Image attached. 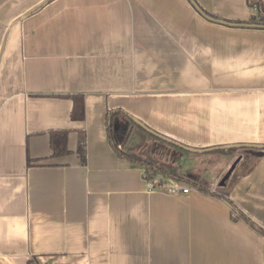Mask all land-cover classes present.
Listing matches in <instances>:
<instances>
[{
  "label": "crops",
  "instance_id": "crops-1",
  "mask_svg": "<svg viewBox=\"0 0 264 264\" xmlns=\"http://www.w3.org/2000/svg\"><path fill=\"white\" fill-rule=\"evenodd\" d=\"M117 110L189 147L264 145V28L189 0H0V264H264V148L153 175L190 189L171 194L112 149Z\"/></svg>",
  "mask_w": 264,
  "mask_h": 264
},
{
  "label": "trees",
  "instance_id": "trees-1",
  "mask_svg": "<svg viewBox=\"0 0 264 264\" xmlns=\"http://www.w3.org/2000/svg\"><path fill=\"white\" fill-rule=\"evenodd\" d=\"M197 4V3H196ZM249 4L251 6H255L257 9V17H251L248 21H231L228 19H222L216 15L205 12L200 8L201 12L206 14L215 20H223L228 23H234L236 25L245 24H256L264 26V11L260 5V3L256 0H249ZM140 127L134 121V117L128 114L125 111L117 110L113 112H108L106 116V131L108 141L115 151V153L121 158H125L132 162L139 163L143 167H145L147 172H151L152 175L162 174L164 177H172V178H182L178 177L172 171H165L161 166L154 165L151 161L144 159L141 155L133 152L131 149L135 148L134 144L136 140L140 138L137 134V128ZM141 128V127H140ZM67 130H54L49 132V146L52 151V156H61L69 153L67 148ZM152 135V134H151ZM157 137V136H156ZM159 138V137H158ZM124 145V148L121 146ZM81 150V148H80ZM219 150V149H216ZM226 152H232L233 148H229L227 150L221 149ZM186 176H190L189 173H185ZM230 203V201H228ZM231 204V203H230ZM232 211L237 213L240 217H243L246 221L250 223V220L244 216L243 214L238 213L236 208L232 206ZM252 224V223H250Z\"/></svg>",
  "mask_w": 264,
  "mask_h": 264
},
{
  "label": "rangeland",
  "instance_id": "rangeland-1",
  "mask_svg": "<svg viewBox=\"0 0 264 264\" xmlns=\"http://www.w3.org/2000/svg\"><path fill=\"white\" fill-rule=\"evenodd\" d=\"M137 134L140 136V138L136 140L135 143H133L135 148H132L131 150L141 155L142 158L147 159L148 161L151 162H156V164H160V163L165 164L166 168L164 169L162 167L165 171H171V169H173L172 166L174 165L175 167L181 168L183 171L188 170L187 172L184 173L192 172L191 174L195 175L197 178L201 180H203V177L204 179L206 178L203 175L204 174L203 168L205 164V162L203 161H204V157L206 156H203V154L209 155L210 151L201 153V152H190L186 150H178L179 148L173 146L172 144L154 135H151L150 133H148V131L140 127L137 128ZM136 146H138V148ZM241 148L243 149V147ZM244 149L248 150L250 148L248 149L244 148ZM174 150L179 152V154L181 153L182 155H184L185 159L180 160L178 158H175L176 157V156L174 157L175 154L173 155V153H175ZM217 151L220 150H215L214 152ZM233 151L240 152L241 150L240 147H234ZM212 153L211 155H213ZM188 154H190L189 156L192 157L191 160L187 159L189 157ZM246 159L247 156L244 155L243 160L241 161L238 167L239 173L244 172L249 167L251 161L248 162ZM166 169H170V170H166Z\"/></svg>",
  "mask_w": 264,
  "mask_h": 264
},
{
  "label": "water",
  "instance_id": "water-1",
  "mask_svg": "<svg viewBox=\"0 0 264 264\" xmlns=\"http://www.w3.org/2000/svg\"><path fill=\"white\" fill-rule=\"evenodd\" d=\"M191 2V4L194 6V8L199 12L201 13L204 17L210 19V20H214V21H217V22H220V23H224V24H228V25H234V26H251V27H263L264 26H261V25H256V24H250V25H245V24H240V25H236L234 23H228V22H225L223 20H215V19H212L211 17L207 16L206 14H204L203 12H201L200 8L198 7V5L196 4V2L194 0H189ZM134 121L137 125H139L141 128L145 129L146 131H148V133L154 135V136H157L159 137L160 139L168 142V143H171L175 146H178L179 148H182V149H185V150H188V151H191V152H206V151H210V150H214V149H224V150H227L229 148H234V147H243V148H247V147H251V148H257V149H262L264 148V145H261V144H249V143H244V144H228V145H222V146H214V147H208V148H195V147H189V146H186V145H183V144H180L170 138H167L163 135H160V134H157L156 132H154L153 130L149 129L148 127H146L142 122H140L139 120L135 119L134 118ZM138 147V146H136ZM258 156L262 154L261 151H257L256 153ZM161 176V178L163 177L162 174H159Z\"/></svg>",
  "mask_w": 264,
  "mask_h": 264
},
{
  "label": "built area",
  "instance_id": "built-area-1",
  "mask_svg": "<svg viewBox=\"0 0 264 264\" xmlns=\"http://www.w3.org/2000/svg\"><path fill=\"white\" fill-rule=\"evenodd\" d=\"M146 173V174H145ZM145 175H147L149 172L145 171ZM150 181L152 182V184L154 186H163L166 188L167 192L168 193H171V194H179V193H182V194H187L189 192V187L187 186H179V185H170L168 186L162 179L156 177V176H153Z\"/></svg>",
  "mask_w": 264,
  "mask_h": 264
}]
</instances>
